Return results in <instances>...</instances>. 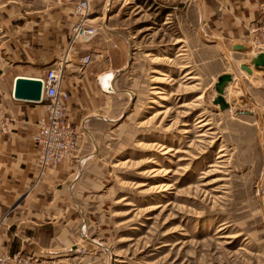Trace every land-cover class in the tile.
Wrapping results in <instances>:
<instances>
[{
    "label": "rangeland",
    "instance_id": "rangeland-1",
    "mask_svg": "<svg viewBox=\"0 0 264 264\" xmlns=\"http://www.w3.org/2000/svg\"><path fill=\"white\" fill-rule=\"evenodd\" d=\"M198 3L91 1V40L122 49L125 60L104 92L109 120L93 145L85 137L80 220L69 244L48 254L53 264H264V69L253 61L264 44L250 32L264 18L247 24L237 50L234 39L215 43L213 17L205 22ZM57 4L72 25V2ZM69 24L45 65L63 79L93 63L79 68L91 40L62 61ZM223 74L231 80L219 93ZM220 94L224 108L214 101Z\"/></svg>",
    "mask_w": 264,
    "mask_h": 264
},
{
    "label": "crops",
    "instance_id": "crops-1",
    "mask_svg": "<svg viewBox=\"0 0 264 264\" xmlns=\"http://www.w3.org/2000/svg\"><path fill=\"white\" fill-rule=\"evenodd\" d=\"M198 2L205 22L212 16L219 33L211 38L217 44L234 39V49L242 46L236 40L244 37L247 24L264 18V0H214L212 8L207 0ZM57 3L0 0V32L5 37L0 45V106L8 125L7 132L0 129V252L34 253L45 264L54 262L49 253L69 244L70 229L80 220L78 177L89 148L85 137L93 145L96 130L109 120L102 113L104 92L113 90V76L125 60L122 49L109 48L97 37L91 40L93 63L83 75L71 74L62 81L70 95L67 118L79 134V155L40 175L38 145L31 134L45 109L14 98L13 89L18 76L41 77L59 53L70 21L66 6Z\"/></svg>",
    "mask_w": 264,
    "mask_h": 264
},
{
    "label": "built area",
    "instance_id": "built-area-1",
    "mask_svg": "<svg viewBox=\"0 0 264 264\" xmlns=\"http://www.w3.org/2000/svg\"><path fill=\"white\" fill-rule=\"evenodd\" d=\"M51 1L61 2V0ZM70 1L77 19L70 28V40L66 43L67 49L65 56L62 57L64 62L68 60L75 46L88 42L97 33L96 27L89 21L92 0ZM250 32L253 33L254 39L264 44V21L260 25H254ZM80 60L79 68L82 70L84 66L92 63V52L84 54ZM39 79L42 81V94L41 99L36 103H40L45 108V114L36 120L31 139L39 146L36 165L41 175L45 170L57 167L66 159L76 158L79 146L78 132L67 118V100L70 95L62 88V69L49 66ZM0 129L3 132L8 131L1 106ZM44 262L43 257L34 253L0 252V264H45Z\"/></svg>",
    "mask_w": 264,
    "mask_h": 264
},
{
    "label": "water",
    "instance_id": "water-1",
    "mask_svg": "<svg viewBox=\"0 0 264 264\" xmlns=\"http://www.w3.org/2000/svg\"><path fill=\"white\" fill-rule=\"evenodd\" d=\"M229 74L220 75L215 83L216 89L219 93L222 92L223 85L230 80ZM42 81L36 77L18 76L15 79L13 97L16 99L37 102L41 99ZM221 108L226 106L223 97L218 95L214 100Z\"/></svg>",
    "mask_w": 264,
    "mask_h": 264
},
{
    "label": "bare ground",
    "instance_id": "bare-ground-1",
    "mask_svg": "<svg viewBox=\"0 0 264 264\" xmlns=\"http://www.w3.org/2000/svg\"><path fill=\"white\" fill-rule=\"evenodd\" d=\"M241 47H244L243 45L242 46H239V47H237L236 49H240ZM253 61H254V64L255 65H257V66H259V65H264V54H262V53H259V55H257L256 57H253ZM247 72H249V73H251L252 72V70L250 69V68H248V67H243ZM158 72H160V73H162L161 75H164V73L163 72H161V71H159V70H157ZM230 80H231V78H230ZM230 80H228V81H230ZM157 94H164L163 92H158ZM202 98V96H199L198 98H195V99H193V100H190L191 102H198L200 99ZM68 101V100H67ZM150 102H155V100H152V101H150ZM190 102V103H191ZM161 106H163L162 104H161ZM45 109V108H44ZM163 113V111H157L154 115L156 116V115H158V114H162ZM200 117V116H199ZM201 122V119L199 118L197 121H196V124H198V123H200ZM201 125V124H200ZM189 131H185L184 133H188ZM36 143V142H35ZM37 144V143H36ZM38 145V144H37ZM38 150H39V146H38ZM220 151H222V150H220ZM78 152V151H77ZM219 157V156H218ZM157 170H155V169H151V170H149V173L151 174V173H153V172H156ZM170 172V170L169 169H166V170H164V172H163V174L164 175H166L167 173H169ZM155 175V174H154ZM163 186V185H162ZM162 186H155V187H158V188H160V187H162ZM163 187H165V185L163 186ZM162 187V188H163ZM166 189V188H165Z\"/></svg>",
    "mask_w": 264,
    "mask_h": 264
}]
</instances>
